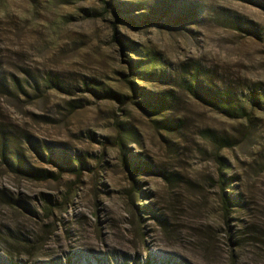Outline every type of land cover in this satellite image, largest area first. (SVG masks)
I'll return each mask as SVG.
<instances>
[{
    "label": "rangeland",
    "instance_id": "obj_1",
    "mask_svg": "<svg viewBox=\"0 0 264 264\" xmlns=\"http://www.w3.org/2000/svg\"><path fill=\"white\" fill-rule=\"evenodd\" d=\"M0 264H264V0H0Z\"/></svg>",
    "mask_w": 264,
    "mask_h": 264
},
{
    "label": "trees",
    "instance_id": "obj_2",
    "mask_svg": "<svg viewBox=\"0 0 264 264\" xmlns=\"http://www.w3.org/2000/svg\"><path fill=\"white\" fill-rule=\"evenodd\" d=\"M114 14L117 16V9H115L114 8ZM118 17V16H117ZM129 84L130 85H132V83L131 82H129ZM132 89H133V91H134V93L136 92L135 91V88H134V86H132ZM230 98L229 97H227V99L225 100V102H224V106L226 107V108H229L230 107ZM143 107H144V109H149L150 108V106L152 105V104H150V102L149 101H141V102H139ZM160 104H162V100H159V101H154V103H153V105L152 106H155V108L157 109H159V105ZM118 137H119V139L120 140H122V137L120 136V134L118 135ZM121 141H120V143H119V145H121ZM124 156V155H123ZM123 163H124V165H125V168H127L128 169V171L130 172V173H136V172H138L139 170H143V171H150L151 170V168L149 167V165H144V166H140V165H138V164H135V163H129V162H126V160L125 161H123ZM33 176H36V175H33ZM143 210V213H147V212H149V210H146L145 208H143L142 209Z\"/></svg>",
    "mask_w": 264,
    "mask_h": 264
}]
</instances>
